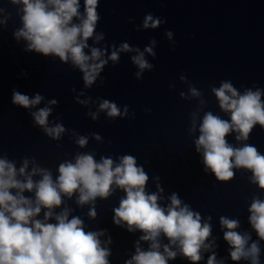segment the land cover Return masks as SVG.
Returning <instances> with one entry per match:
<instances>
[{"label": "clouds", "instance_id": "clouds-1", "mask_svg": "<svg viewBox=\"0 0 264 264\" xmlns=\"http://www.w3.org/2000/svg\"><path fill=\"white\" fill-rule=\"evenodd\" d=\"M9 2L18 6L17 14L22 24L14 31V38L26 42V51L44 57H58L62 63H70L82 73L85 89L91 88L98 78L103 83L102 71L109 61L113 65L118 64L121 53H135L131 62L138 69L135 73L137 79L154 67L146 59V54L155 58V39L143 51L127 42L119 47L112 45L110 54L108 47L95 46L105 39L104 33L96 32L101 18L97 11L99 0H83V12L80 0ZM10 17L11 13L5 15V9L0 7V26L5 25ZM162 23L165 21L148 13L141 27L144 30L156 29ZM165 35L172 41L171 31H166ZM90 39L93 45H89ZM180 80L188 86L187 93L180 92L181 99L198 101L197 109L190 114L188 131L190 135L199 133L193 143L195 151L202 157L204 172L226 183L234 179V170L244 169L251 172L250 182L264 190V154L254 145L245 143L256 125L264 129V89L245 88L241 92L231 81H221L219 87H211V92L220 111L229 119L212 111L204 112L201 118L200 113L206 107L203 93L184 75ZM84 95L83 91L78 93V104L87 106L93 103L91 97L79 98ZM44 99L40 93L30 97L14 89L11 102L30 110L34 125L51 139L59 141L67 130L61 123L49 124L53 106L58 101L51 99L44 107L37 108ZM96 103L97 110L88 113L93 121L101 112L111 119L129 115L127 105L121 110L115 102L107 99L98 98ZM71 134L80 148L88 145V136L77 135L74 131ZM232 134L240 146L228 142L226 137ZM92 138L102 141L97 133H93ZM57 171L54 178L50 169L39 166L35 158L27 157L17 168L16 161L0 155V264H110L112 253L108 245L112 239L108 236L107 240H101L107 230H86L84 221L71 215L74 209L67 205L65 198L72 200L75 196V204L81 208L89 205L87 215L95 219L97 198L106 200L117 189L124 195L118 207L113 208V223L126 227L130 233H142L134 244L135 253L124 264H169L177 256H182L190 264H199L205 252L210 253L207 264H225L223 258L217 259L214 250L218 245L216 238L212 237V217H202L175 192L167 197L169 202L162 205L160 201L165 198L161 195L160 178L155 177L156 191L148 192L149 175L142 165H138L135 156L125 154L117 159L100 156L97 160L95 153L78 152L73 159L61 162ZM26 192L33 195L26 196ZM57 208L61 210L56 212ZM248 212V222L257 240H253L248 231H238L241 227L239 219L220 216L219 224L223 239L229 246L231 261L261 264L264 200L254 196ZM52 220L55 222H50ZM162 239L167 243H162ZM141 242L148 244L147 249L141 247Z\"/></svg>", "mask_w": 264, "mask_h": 264}]
</instances>
